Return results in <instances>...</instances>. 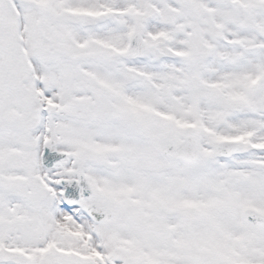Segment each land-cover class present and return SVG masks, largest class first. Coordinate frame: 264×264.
<instances>
[{
    "label": "snow or ice",
    "instance_id": "6c2138e0",
    "mask_svg": "<svg viewBox=\"0 0 264 264\" xmlns=\"http://www.w3.org/2000/svg\"><path fill=\"white\" fill-rule=\"evenodd\" d=\"M0 264H264V0H0Z\"/></svg>",
    "mask_w": 264,
    "mask_h": 264
}]
</instances>
